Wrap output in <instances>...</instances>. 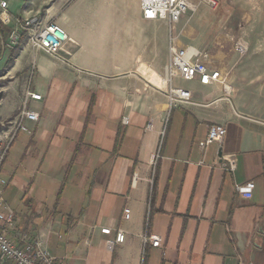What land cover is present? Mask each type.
Segmentation results:
<instances>
[{"label": "crops", "instance_id": "obj_1", "mask_svg": "<svg viewBox=\"0 0 264 264\" xmlns=\"http://www.w3.org/2000/svg\"><path fill=\"white\" fill-rule=\"evenodd\" d=\"M29 16L55 21L70 41L58 56L25 42L8 71L0 119L24 104L37 113L27 131L0 133L11 137L0 200L15 231L64 264H264V29L243 38L240 57L205 58L227 87L174 76L191 96L170 106L168 23L142 18L139 0L22 4L0 21ZM28 88L41 99L26 98ZM214 123L223 138L200 147ZM117 230L124 240L111 245ZM150 234L159 246L144 242Z\"/></svg>", "mask_w": 264, "mask_h": 264}, {"label": "built area", "instance_id": "obj_2", "mask_svg": "<svg viewBox=\"0 0 264 264\" xmlns=\"http://www.w3.org/2000/svg\"><path fill=\"white\" fill-rule=\"evenodd\" d=\"M194 0H139L142 18L146 20H165L172 27L189 11L192 10ZM210 5H215L214 0H199ZM8 8L7 0H0V10L5 11ZM24 30L27 33V40L32 48H39L44 52L58 56L62 47L70 38L67 32L55 21H49L44 25H40L37 18L34 16L23 17L17 20L16 26L12 29L10 38L16 39L21 37L18 31ZM23 32V31H22ZM21 32V34H22ZM20 34V35H21ZM236 50L243 54L246 50L244 44L237 43ZM167 73L169 76L167 96L169 105H175L178 102L188 100L191 96L190 91L180 86H175L172 83L174 76L184 80L197 79L202 84H211L220 82L225 87L224 78L221 77L218 70L209 67L208 63L202 58L195 59L192 54L183 46L176 42L175 36L171 33L168 41V65ZM26 98L41 99L39 93L31 89H27ZM36 120L37 113L29 110L24 104L10 121L11 126L18 130L27 131L28 128L24 120ZM225 134V127L222 124H211L208 127L207 134L204 138L198 141L200 147H205L208 144L219 141ZM11 137L9 134L0 136V186L7 184V179L1 175V167L6 158ZM159 147L151 157L152 165H155L159 157ZM253 186V183L238 184V191H244ZM147 209V217L149 215ZM124 217L129 218L130 209L124 208ZM15 214L14 210L0 200V264H64V262L51 254L41 242L32 237L27 232H16L14 229ZM100 232L106 235L111 234L109 227L100 228ZM124 240V232L117 230L114 235V240L110 241L121 243ZM144 242H150L152 246L160 245V238L156 235L144 236Z\"/></svg>", "mask_w": 264, "mask_h": 264}, {"label": "rangeland", "instance_id": "obj_3", "mask_svg": "<svg viewBox=\"0 0 264 264\" xmlns=\"http://www.w3.org/2000/svg\"><path fill=\"white\" fill-rule=\"evenodd\" d=\"M7 1L8 4H12L11 8L8 6V9L13 14L21 9L22 4H53L57 2V0ZM193 2L192 10H189L178 23L172 27L168 25V36L170 33L174 34L176 40L178 39L177 41L195 59L202 58L205 61L207 57L213 56L215 58V56L222 55L223 60H229L231 59L229 55L235 51L238 56H241L242 54L236 50V44L239 42L247 45L245 40L256 38L261 33V30L264 29V25L256 24V20H254L257 16H264V12L261 13V10L264 11V0H214L215 5L199 0H194ZM14 4L20 5L15 6ZM13 28L3 24L0 26V57L2 53L5 56V60L0 67V99L6 98L8 95L9 82L12 79L9 77L8 71L14 61L10 67L5 69L8 64L7 61L10 55L14 56L17 53V56L24 43H28L27 33L22 36L21 32H24V30L21 29L18 34L23 39L17 37L12 40L10 36ZM189 43H192V45L196 43L198 46L195 48L189 46ZM17 112L6 119H0V133L11 125L10 121ZM22 197V194H17L10 199L11 206L17 209L20 206H25V203L21 202ZM27 225L29 226L28 223L25 226L28 227Z\"/></svg>", "mask_w": 264, "mask_h": 264}, {"label": "trees", "instance_id": "obj_4", "mask_svg": "<svg viewBox=\"0 0 264 264\" xmlns=\"http://www.w3.org/2000/svg\"><path fill=\"white\" fill-rule=\"evenodd\" d=\"M2 25V23L0 22V26ZM23 34H25L26 35V31H24L23 33H22V36H23ZM22 38V37H21ZM21 38H20V40H21ZM23 39V38H22ZM17 54V53H16ZM16 54L13 56V55H10V57H9V59H8V64L6 65V67H5V69L7 68V67H10L11 65H12V63H13V61H14V58L16 57ZM27 233H29L30 234V232H27ZM31 235V234H30Z\"/></svg>", "mask_w": 264, "mask_h": 264}]
</instances>
